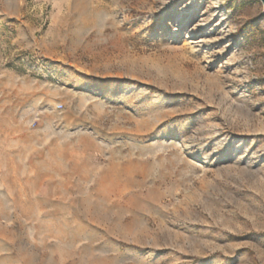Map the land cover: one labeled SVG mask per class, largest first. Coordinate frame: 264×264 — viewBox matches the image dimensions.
I'll return each mask as SVG.
<instances>
[{"label":"rangeland","instance_id":"1","mask_svg":"<svg viewBox=\"0 0 264 264\" xmlns=\"http://www.w3.org/2000/svg\"><path fill=\"white\" fill-rule=\"evenodd\" d=\"M0 264H264L258 0H0Z\"/></svg>","mask_w":264,"mask_h":264},{"label":"water","instance_id":"2","mask_svg":"<svg viewBox=\"0 0 264 264\" xmlns=\"http://www.w3.org/2000/svg\"><path fill=\"white\" fill-rule=\"evenodd\" d=\"M260 4L262 5L263 13H264V0H258Z\"/></svg>","mask_w":264,"mask_h":264}]
</instances>
